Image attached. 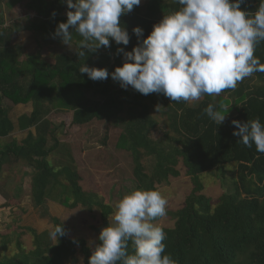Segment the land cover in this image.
<instances>
[{
	"label": "trees",
	"instance_id": "16d2710c",
	"mask_svg": "<svg viewBox=\"0 0 264 264\" xmlns=\"http://www.w3.org/2000/svg\"><path fill=\"white\" fill-rule=\"evenodd\" d=\"M20 1L0 0V6L12 7ZM259 4L260 0H244L240 7L255 12ZM24 7L34 13L27 18L26 29L43 39L62 42L60 37L53 38L54 33L59 23L67 21V12L74 11L68 9L65 0H26ZM180 7L175 0H148L143 6H134L120 17L130 36L126 46L109 38L110 47L101 46L95 51L80 49L82 37L70 27L69 43L74 45V53H57L52 62L41 59L38 53L25 54L20 45L12 42L19 29L16 25L3 27L0 10V173L4 166L12 170L19 163L32 168L33 206H42L46 199L58 197L61 190L60 197L64 196L61 203L67 207L80 205L90 212L99 208L101 224L94 227L98 238L101 229L108 226L113 208L97 193L83 189L81 175L73 162H63L56 168L47 158L60 152L62 141L58 134H62L64 125L66 128L109 121L120 131L116 147L131 156L135 190H157V185L181 174L179 164L190 177L192 190L184 206L170 213L173 225L161 227L166 233L162 255H170L176 264H264V153H258L255 144L246 147L233 135L238 129L231 123L234 119L244 123L259 117L264 125V73H254L219 96L205 94L198 101L173 102L163 93L143 95L131 86L121 88L111 76L93 81L79 71L86 64L113 72L124 62L117 49L131 51L138 44L134 27L143 29L142 41L164 15ZM81 50L85 55H79ZM254 55L264 64V40L257 44ZM250 80L257 82L249 84ZM29 102L31 112L20 115L15 124L9 110ZM209 103L222 112L225 109L235 112L227 113L225 121L218 125L204 112ZM158 104L167 115L168 131L154 138L152 133L158 121L151 109ZM53 111L67 113L68 121L55 123L48 117ZM15 125L23 133L20 139L11 136ZM145 157L150 159L149 168L142 162ZM229 164L236 165L235 177L225 186L224 169ZM211 172L218 173L225 186L216 200L203 192L199 177ZM12 198L3 202V207L16 203V197ZM52 223V231L62 224L58 218H52ZM62 226L64 236L51 243L48 238L43 240L42 234L37 235L29 250L18 239V250L12 254L4 253L10 239L1 236L0 264H89L93 249L83 238H69L68 228ZM127 251L130 255L134 253L131 241Z\"/></svg>",
	"mask_w": 264,
	"mask_h": 264
},
{
	"label": "clouds",
	"instance_id": "9594fccd",
	"mask_svg": "<svg viewBox=\"0 0 264 264\" xmlns=\"http://www.w3.org/2000/svg\"><path fill=\"white\" fill-rule=\"evenodd\" d=\"M67 21L58 24L54 37L70 46L72 31L82 39L80 49L95 51L110 47V39L128 45L130 36L120 17L139 6L141 0H65ZM180 9L164 15L142 41L143 29L133 28L138 38L131 51L118 48L124 62L111 73L106 68L83 64L79 71L93 81L111 76L121 88L131 86L143 95L163 93L173 102L198 101L202 95L219 96L235 89L238 82L254 73H264V64L254 55L264 40V0L255 12L241 9L244 0H175ZM55 16V12L52 13ZM79 55H85L80 51ZM205 114L221 125L229 109L223 112L209 103ZM242 143L264 153V125L259 117L241 123L232 120ZM167 201L158 190H133L116 205L114 223L103 227L89 257V264H176L164 254V230L151 223L166 215ZM62 224L50 236H64ZM134 246L129 254L128 243ZM76 242V241H74Z\"/></svg>",
	"mask_w": 264,
	"mask_h": 264
},
{
	"label": "rangeland",
	"instance_id": "374dc122",
	"mask_svg": "<svg viewBox=\"0 0 264 264\" xmlns=\"http://www.w3.org/2000/svg\"><path fill=\"white\" fill-rule=\"evenodd\" d=\"M145 0H141V3ZM26 0L15 3L9 9L5 4L0 6L3 17V27L16 25L18 32L25 27L27 18L32 17L31 13L26 11L24 4ZM143 6V5H142ZM13 34L12 42L17 39V33ZM37 43L31 42V46L23 48V52L38 53L40 58L48 61L53 58L51 54V41L43 39L40 35ZM65 47L54 48L56 52L71 53L70 49ZM256 80H250L249 84H255ZM204 95L201 96V98ZM200 98V99H201ZM193 102V101H190ZM237 104L234 105V108ZM234 109L228 114L234 113ZM151 113L158 121V126L152 133V137H161L167 127V115L164 114L163 106L151 109ZM51 114V113H50ZM227 114V115H228ZM67 113L55 112L50 115L51 119H56V123L65 119L68 121ZM124 115L126 113L124 112ZM58 134L61 142L60 152L52 153L47 159L57 168L63 162H73L74 167L81 175L80 184L86 191L97 193L101 199L113 208V212L109 215V224L114 223V214L116 205L122 197L135 190L136 181L132 174V160L128 152L116 147L119 136V129L114 127L109 121H93L84 125H69L61 128ZM11 137V136H10ZM17 137H22L21 133ZM19 139V138H18ZM9 140V137L5 138ZM63 151V153H62ZM143 164L149 168L150 159L143 158ZM181 174L177 177H170L167 182L157 185V190L167 201L166 215L157 217L151 221L156 226L171 227L174 219L171 212L184 206L187 195L192 190L190 177L185 174L181 164L178 165ZM235 164H229L225 167V186H229L231 179L235 177ZM32 168L15 165L12 170L8 166H4L0 173V251L2 250L1 236H7L10 239L8 249L4 251L6 254L17 252L16 241L19 239L23 247L29 250L33 247L34 237L42 234V239L48 238L51 243L54 237L50 236L53 229L52 218H58L61 223L68 228L67 234L69 238H83L86 244L94 250L97 243V231L94 227L101 224L100 209L95 207L93 211H88L82 206L74 208L67 207L60 197V193L56 198H48L42 206H33L30 195ZM218 173L201 174L200 180L203 184V192L216 200L224 191L222 180L217 176ZM12 197H16V203H11L10 207H3V202ZM61 198V199H60ZM34 230V234L32 232ZM46 231V234H44Z\"/></svg>",
	"mask_w": 264,
	"mask_h": 264
},
{
	"label": "crops",
	"instance_id": "0c3cea01",
	"mask_svg": "<svg viewBox=\"0 0 264 264\" xmlns=\"http://www.w3.org/2000/svg\"><path fill=\"white\" fill-rule=\"evenodd\" d=\"M148 2V0H145V2L143 3H140V5H145L146 3ZM7 9H9L10 7H7ZM34 15V13H31V16ZM34 38H37V43H39L38 40H41L39 39V36L38 34H35L33 33V31L29 30V29H26L25 27L21 28L20 31L17 33V39L13 42L14 44H17V45H20L21 48H27L29 46H31V42H35ZM43 41V40H41ZM50 40L46 43H49ZM69 45L67 44H64L63 42H58V41H51V54H53L52 56L54 57L58 52L55 51L54 48H57V47H65L66 45L68 46V48L66 49H70V52L69 53L70 55L74 53V45L72 43H69ZM49 62H52L53 61V58L49 59L48 60ZM32 110V104L29 102V103H26V104H17V105H14L11 107V109L9 110V117L10 119L16 124V119L22 115V114H29ZM52 114V112H51ZM49 114V118H50V115ZM53 114H55V112L53 111ZM51 119V118H50ZM52 121H54L56 123V119H51ZM60 122V121H59ZM32 131H34L33 128H31ZM21 133V135L23 134L21 130H19V128L17 127V125H15V128L14 130L12 131L11 133V136L12 137H16L17 139L20 137H17V135H19ZM10 138V136H9Z\"/></svg>",
	"mask_w": 264,
	"mask_h": 264
}]
</instances>
